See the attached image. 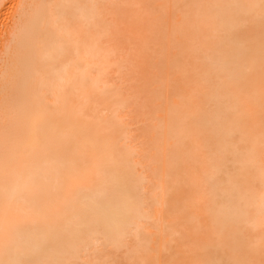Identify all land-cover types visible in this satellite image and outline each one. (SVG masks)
Listing matches in <instances>:
<instances>
[{"label":"bare ground","instance_id":"bare-ground-1","mask_svg":"<svg viewBox=\"0 0 264 264\" xmlns=\"http://www.w3.org/2000/svg\"><path fill=\"white\" fill-rule=\"evenodd\" d=\"M0 264H264V0H0Z\"/></svg>","mask_w":264,"mask_h":264}]
</instances>
